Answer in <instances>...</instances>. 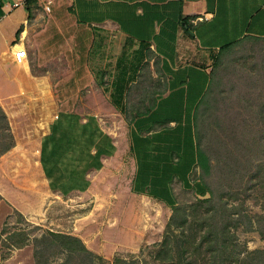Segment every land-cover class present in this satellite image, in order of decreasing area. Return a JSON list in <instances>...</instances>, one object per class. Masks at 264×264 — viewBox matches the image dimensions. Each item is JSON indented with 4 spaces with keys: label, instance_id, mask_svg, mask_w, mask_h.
Segmentation results:
<instances>
[{
    "label": "crops",
    "instance_id": "0c3cea01",
    "mask_svg": "<svg viewBox=\"0 0 264 264\" xmlns=\"http://www.w3.org/2000/svg\"><path fill=\"white\" fill-rule=\"evenodd\" d=\"M15 1L0 0V104L16 141L0 156V197L28 220L92 197L68 233L112 257L126 245L107 233L134 231L128 214L169 216L177 186L193 184L221 48L264 41V0Z\"/></svg>",
    "mask_w": 264,
    "mask_h": 264
},
{
    "label": "trees",
    "instance_id": "16d2710c",
    "mask_svg": "<svg viewBox=\"0 0 264 264\" xmlns=\"http://www.w3.org/2000/svg\"><path fill=\"white\" fill-rule=\"evenodd\" d=\"M241 41L221 48L217 67L225 64V57ZM259 76L251 79L252 85L260 84ZM214 83L200 103L202 114L205 116L208 109L217 129L213 145H204L202 114L196 117L199 167L195 172L200 171V177L194 178L187 188H193L196 200L172 204L163 239L142 248L141 258L117 256L113 264H264V248H243L236 233L241 226L264 232V100L251 94L253 99L249 97L247 101L254 103L242 105L246 98L242 96L239 107L231 109L227 97L217 92L219 78ZM245 111L260 121L247 120ZM253 123L258 130H254L257 126ZM3 137L9 138V142L0 156L16 143L8 115L0 104V140ZM214 177L216 182L208 180ZM253 192L261 205V211L254 215L244 206ZM35 242L37 264H49L55 250V255L65 254L59 264L108 263L106 257L71 233L48 230Z\"/></svg>",
    "mask_w": 264,
    "mask_h": 264
},
{
    "label": "rangeland",
    "instance_id": "374dc122",
    "mask_svg": "<svg viewBox=\"0 0 264 264\" xmlns=\"http://www.w3.org/2000/svg\"><path fill=\"white\" fill-rule=\"evenodd\" d=\"M260 67L261 70L259 69ZM258 74L261 75L262 79H260V84L258 86L255 84L252 85L251 79L255 76L257 78L260 77ZM219 82L216 86L218 87L217 92L227 97L230 105L229 108H233V106L239 107V102L242 101L239 98L242 96L246 97L242 105L254 103L253 100L247 101L249 97L253 99L251 94L261 96V100H264V41L248 40L239 43L226 60L225 65L221 67ZM204 112L205 116L202 114L201 117L205 127L204 132H202L203 143L204 145H211L216 138L217 129L208 114V109ZM244 116L252 122L260 121L258 117L252 116L249 111H245ZM254 130H258V126ZM8 142L9 138H1L0 151ZM198 177H200V171L194 172L192 175L193 183L194 178ZM208 180L213 183L216 182L215 177L213 179L208 178ZM176 192L179 203H191L196 200V193L193 188L185 189L182 186H177ZM245 201L246 204L244 206L253 215L261 211V205L255 198V192L246 198ZM92 204V197H85L83 195L65 196L52 202L48 206L46 213L42 215V218L28 220L0 197V264H37L35 238L43 235L48 230L64 233L72 232L80 217L87 212ZM170 215L168 216L165 212V214L141 220L136 217L132 218L134 214L132 217L128 214V218H124L122 222H119L122 223L123 229L134 228V231L126 235L125 233H107L110 241L122 238L126 246L116 252L112 257H106L108 263L100 262L98 264H113L117 256H123L128 259H132L134 256L137 259L141 258L142 255H140V252L142 248L163 239ZM77 228L81 232L84 231L82 224H78ZM92 233L87 232V234ZM236 233L243 248H264V232L262 233L256 229L247 230L241 226L237 229ZM55 252L57 250L54 251L49 264H59L65 257V254L55 255ZM147 256L149 255L147 254Z\"/></svg>",
    "mask_w": 264,
    "mask_h": 264
},
{
    "label": "built area",
    "instance_id": "2783aa9c",
    "mask_svg": "<svg viewBox=\"0 0 264 264\" xmlns=\"http://www.w3.org/2000/svg\"><path fill=\"white\" fill-rule=\"evenodd\" d=\"M26 0H16L14 2V6L15 7H18V6H21L25 3ZM50 3H51V0H49L48 4L46 5V9H50ZM14 53L16 55V57L21 60L23 58L26 57L27 53H26V49L22 46H16L15 49H14Z\"/></svg>",
    "mask_w": 264,
    "mask_h": 264
}]
</instances>
